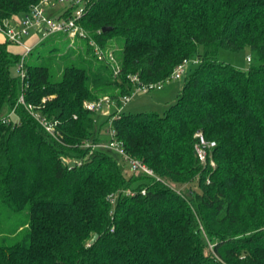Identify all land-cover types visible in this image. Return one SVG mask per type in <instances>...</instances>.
<instances>
[{
  "label": "trees",
  "instance_id": "16d2710c",
  "mask_svg": "<svg viewBox=\"0 0 264 264\" xmlns=\"http://www.w3.org/2000/svg\"><path fill=\"white\" fill-rule=\"evenodd\" d=\"M41 1L0 0V23ZM79 24L88 36L59 57L66 65L30 54L24 81L10 71L21 55L0 43V207L8 217L28 211L15 230L0 221V264H264V0H88ZM222 49H249V69L222 61ZM187 59L199 62L164 114L114 121L127 154L179 189L83 147L108 140L86 102L131 95L132 75L167 80ZM22 94L59 121L60 140ZM12 110L19 124L2 121ZM200 132L216 142L215 167L195 155Z\"/></svg>",
  "mask_w": 264,
  "mask_h": 264
},
{
  "label": "built area",
  "instance_id": "2783aa9c",
  "mask_svg": "<svg viewBox=\"0 0 264 264\" xmlns=\"http://www.w3.org/2000/svg\"><path fill=\"white\" fill-rule=\"evenodd\" d=\"M58 6H64L59 12V15L54 14V12L58 10ZM87 6L88 0H42L40 3L33 5L30 11L23 14L20 19L5 20L0 23V32L6 36V39L9 42L11 44L22 45L25 48L18 63L19 76L23 81L27 78L25 62L28 56L44 40L51 36L60 34L66 35L71 39H76L77 37L87 38L88 33L79 24L82 17L87 13ZM70 8H72L70 16L65 17L63 14L67 9ZM32 31H35L40 36L39 42L35 46L22 44L23 38L29 35ZM92 45L95 47V53L99 59H104L105 54L101 51L99 46H97L94 42H92ZM248 60H250V58H248ZM111 61L113 62L114 74L115 76H118L120 73V67L113 55L111 56ZM198 62L199 60L197 59L184 60L175 67L171 76L167 80L158 83L144 84L141 82L138 75L129 76L131 82L136 85V88L131 95L124 96L118 100L112 99L110 97H104L96 101L86 102V110L94 114L98 113L102 109L103 104L108 105L110 117L108 120V130L106 132L108 140L103 143H94L87 140L84 142L83 147L91 148L92 152L96 149L110 150L119 158H121L127 165H129L130 170L134 174H146L155 178L156 181H162L167 185H170L158 177L155 172L145 163L138 159L132 158L127 154L124 143L119 139L117 131L114 128V121L120 116L121 113L124 112L126 106L136 94L141 92L149 93L154 90H161L165 84L176 80H183L188 73L190 66L198 64ZM19 103L26 106L30 114L51 137L56 140H60L61 132L58 128V120H50L40 111L36 110L34 106L27 105L24 94L20 96ZM2 121L4 123H9L11 121H15L18 124L20 123L15 110H12L7 116L3 117ZM215 147V141L208 140L201 132L196 134L194 151L198 160L202 164H209L212 167H215V162L212 159L213 149ZM63 163L67 165L69 160L63 159ZM77 164L80 165V162ZM126 193L129 196H134L136 194L135 191H128ZM141 193L142 195H146V190H142ZM117 199V194H112L109 196V200L112 201L113 204H116Z\"/></svg>",
  "mask_w": 264,
  "mask_h": 264
},
{
  "label": "rangeland",
  "instance_id": "374dc122",
  "mask_svg": "<svg viewBox=\"0 0 264 264\" xmlns=\"http://www.w3.org/2000/svg\"><path fill=\"white\" fill-rule=\"evenodd\" d=\"M64 6H58L57 8L63 9ZM54 37V36H53ZM40 40V36L35 32L30 33L29 35L25 36L22 40V44L28 46H35ZM76 43V44H75ZM78 44V39H71L68 36L64 35L59 38L49 39L41 43V45L37 46L30 55V58L36 57L38 54L42 56V61H47L51 58L52 63L58 68L59 66L64 67L66 63L61 62L59 57L62 54H66L71 52L73 49L76 48ZM13 50H23L25 49L22 45L18 44H11ZM56 47L58 49L54 50L53 48ZM118 46L115 45V48ZM251 56L250 50L245 49L240 52H230L227 50L222 49L220 51V59L226 63L231 64L237 69L247 71L250 66V62L248 58ZM191 67H194L191 65ZM11 75L14 78L19 77V67L18 64H14L11 67ZM183 87V80H176L172 81L168 84L163 86V89L154 90L149 93H138L136 94L130 103L125 108V113L127 114H137V113H152L156 112L160 115L164 114L178 99V96ZM109 107L106 104H103L102 109L96 113V118L98 120L99 125H102V133L106 134L108 130V120H109ZM105 122H107L105 124ZM125 170H129V165L125 164ZM165 182H169L168 180H164ZM170 184L174 186V188H178L177 185L174 183ZM186 186H182V190H184ZM112 195V194H111ZM28 216V211L24 210L23 212L12 214L8 217L6 212L0 207V221H3L5 227L11 230H15V228L26 222ZM24 232L17 233V238H14L11 235L10 241L13 242L18 239H22Z\"/></svg>",
  "mask_w": 264,
  "mask_h": 264
},
{
  "label": "crops",
  "instance_id": "0c3cea01",
  "mask_svg": "<svg viewBox=\"0 0 264 264\" xmlns=\"http://www.w3.org/2000/svg\"><path fill=\"white\" fill-rule=\"evenodd\" d=\"M60 11H61V9L58 8V10L55 11L56 13L54 12V14L59 15V14H60V13H59ZM22 16H23V15H20V16L16 17L15 19H20ZM32 32L35 33V31H32ZM32 32H31V33H32ZM6 41H7L6 36H5L2 32H0V43H4V42H6ZM9 48H10L11 51H13V52H15V53H17V54H20V55L23 53V50H24V49H23V50H20V49H18V50H13L12 47H11V45H10ZM162 89H163V88H162ZM162 89H161V90H162ZM161 90H160V91H161Z\"/></svg>",
  "mask_w": 264,
  "mask_h": 264
},
{
  "label": "water",
  "instance_id": "95a60500",
  "mask_svg": "<svg viewBox=\"0 0 264 264\" xmlns=\"http://www.w3.org/2000/svg\"><path fill=\"white\" fill-rule=\"evenodd\" d=\"M109 30H111V28H105L103 31H104V32H107V31H109ZM65 163H66V162H65ZM97 238H98V235H95L94 238L91 240V243H94V242L96 241Z\"/></svg>",
  "mask_w": 264,
  "mask_h": 264
}]
</instances>
